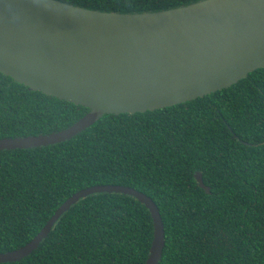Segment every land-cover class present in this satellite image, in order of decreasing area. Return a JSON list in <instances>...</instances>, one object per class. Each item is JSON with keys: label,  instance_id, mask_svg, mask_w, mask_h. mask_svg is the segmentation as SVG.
I'll list each match as a JSON object with an SVG mask.
<instances>
[{"label": "trees", "instance_id": "1", "mask_svg": "<svg viewBox=\"0 0 264 264\" xmlns=\"http://www.w3.org/2000/svg\"><path fill=\"white\" fill-rule=\"evenodd\" d=\"M59 1L135 14L202 0ZM87 112L0 73V139L60 131ZM103 185L156 203L166 236L160 264H264V68L191 102L106 115L55 146L0 152V253L29 243L77 192ZM153 238L143 204L98 194L63 215L29 257L6 264H146Z\"/></svg>", "mask_w": 264, "mask_h": 264}, {"label": "water", "instance_id": "2", "mask_svg": "<svg viewBox=\"0 0 264 264\" xmlns=\"http://www.w3.org/2000/svg\"><path fill=\"white\" fill-rule=\"evenodd\" d=\"M263 68L264 0H202L135 14L59 0H0V73L32 92L88 109L63 130L0 139V152L55 146L106 115H134L191 102ZM195 179L211 193L200 172ZM98 194L133 197L149 210L154 238L146 264H160L166 236L158 206L146 194L116 185L74 194L29 243L0 253V264L29 257L63 215Z\"/></svg>", "mask_w": 264, "mask_h": 264}]
</instances>
